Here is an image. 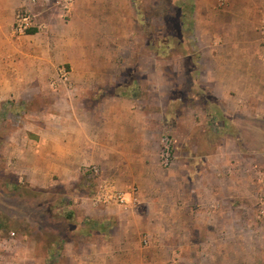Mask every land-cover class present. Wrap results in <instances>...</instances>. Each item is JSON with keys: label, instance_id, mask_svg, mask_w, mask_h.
Masks as SVG:
<instances>
[{"label": "crops", "instance_id": "1", "mask_svg": "<svg viewBox=\"0 0 264 264\" xmlns=\"http://www.w3.org/2000/svg\"><path fill=\"white\" fill-rule=\"evenodd\" d=\"M59 3L0 0V111L11 100L26 99L24 93H56L49 101L55 109L41 110L33 129L34 150L28 154L33 166L27 169L36 175L34 184L46 186L51 175L57 177L52 182L69 186L81 166L95 165L105 180L131 194L137 204H162V212L143 213L133 206L87 200L85 210L79 209L83 203L74 206L73 220L84 225L76 234L60 235L39 255L33 245L25 254L5 251L0 264H169L171 247L159 237L168 235L169 223L176 219L177 193L183 194V211L193 208L195 235L202 238L218 234L214 230L217 217H228L232 197L249 187L246 181H255L254 194L264 196V170L240 177L234 169L238 158L247 160L249 170V157L264 156V0H194L195 65L182 71L185 77H193V87L185 84L184 88L194 90V106L210 109L205 123L217 125L212 129L222 144L216 143L211 154L194 166L186 161L182 173L174 166H159L161 134L171 116L154 117L132 99L103 94L106 85L90 80L94 75L89 62L93 51L88 39L90 17L85 19L77 0L69 19L63 20ZM22 6L47 22L46 32L11 34L14 15ZM81 62L86 66L80 68ZM62 65L69 68L73 84H59L57 69ZM57 93L71 94L74 100L62 98L59 104ZM80 101L81 106H76ZM173 120L179 122L182 117ZM185 155L196 159L195 154ZM190 193L193 199L186 198ZM153 220L161 223L154 226ZM141 234L147 244H141Z\"/></svg>", "mask_w": 264, "mask_h": 264}, {"label": "rangeland", "instance_id": "2", "mask_svg": "<svg viewBox=\"0 0 264 264\" xmlns=\"http://www.w3.org/2000/svg\"><path fill=\"white\" fill-rule=\"evenodd\" d=\"M61 1L60 14L63 20H67L77 0H72L69 13L62 11ZM78 1L85 19L89 21L90 17L92 26L88 39L93 47L89 62L94 75L90 80L106 85L104 95L117 94L132 99L154 117L171 116L169 125L163 128L161 139L167 136L172 140V166L176 170L182 173L186 161L194 166L196 162L200 163L201 158L205 160L216 143L222 144V139L212 129L216 124L211 121L205 123L204 117L211 114L210 109L194 106V90L185 91L184 88L185 84L193 87V77H185L182 71L195 65V50L191 44L195 32L189 29L194 18L190 5L194 6V0ZM87 7L91 10L88 11ZM84 66L86 62L85 65L81 62L80 68ZM66 83L73 84V81L69 79ZM24 94L26 99L11 100L0 111V256L5 251L25 254L32 249L31 245L39 255L47 252L46 246L60 235L68 238L70 234H76L77 229L84 225L73 220L74 206L83 203L79 209L85 210L89 206L87 200L93 199L97 186L93 177L83 173V168L88 165L79 168L77 178L69 186L52 182L57 181V177L51 175L46 186L34 184L36 175L27 169L28 165L33 166L28 156L34 150L33 129L41 110L55 109L54 103L51 109L50 95L56 93ZM60 95L57 93L59 104L64 102L62 98L74 100L71 94ZM199 104H204V99L200 98ZM76 106H81V101ZM174 116H180L182 120L176 122ZM236 143L242 152L241 143ZM228 148L233 149L232 146ZM186 152L195 154L196 159L194 156L188 159ZM248 159L249 170L247 160H235L234 169L240 177L254 176L258 169L264 170V156L255 154ZM159 166L167 169L161 166L160 161ZM101 178L105 180L102 172ZM254 182L246 181L249 186L244 187L246 194H243L244 188L235 192L228 217H217L214 230L218 234H208L203 238L195 235V220L190 216L194 213L193 208L183 211V194L179 196L177 193L173 212L176 219L169 223L171 231L168 235L159 237L171 247L169 264H264V217L261 214L264 196L254 194L257 192ZM190 194L192 197L186 198L193 199L194 193ZM133 207L134 211L155 213L162 212L163 205L144 203ZM220 209L226 212L227 207L221 205ZM159 222L153 220L152 224L158 226ZM152 224L149 226L153 227ZM139 239L143 245L145 236L141 234Z\"/></svg>", "mask_w": 264, "mask_h": 264}, {"label": "built area", "instance_id": "3", "mask_svg": "<svg viewBox=\"0 0 264 264\" xmlns=\"http://www.w3.org/2000/svg\"><path fill=\"white\" fill-rule=\"evenodd\" d=\"M36 4V0H31ZM72 0H62L61 9L64 13H69ZM67 15V14H66ZM48 28L47 22L40 18V15L28 6L19 8L11 25V34L14 37H21L33 33L46 32ZM261 35L264 42V22L261 28ZM58 78L62 83L69 81V70L64 66L58 67ZM67 84V83H66ZM172 140L169 137L161 139V147L159 151V161L162 167L170 168L174 162V152ZM83 173L93 177L96 182L95 193L93 199L102 203H113L120 206H134L137 204V199L129 195L127 192L116 189V187L107 180H102L101 171L95 165H88L83 168ZM261 214L264 217V205L261 204ZM147 244V239L143 240Z\"/></svg>", "mask_w": 264, "mask_h": 264}, {"label": "trees", "instance_id": "4", "mask_svg": "<svg viewBox=\"0 0 264 264\" xmlns=\"http://www.w3.org/2000/svg\"><path fill=\"white\" fill-rule=\"evenodd\" d=\"M190 6H191V9H192V12H193V7H194L193 4H191ZM191 26H192V21L190 22V25H189V29L192 31Z\"/></svg>", "mask_w": 264, "mask_h": 264}]
</instances>
